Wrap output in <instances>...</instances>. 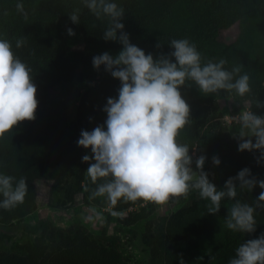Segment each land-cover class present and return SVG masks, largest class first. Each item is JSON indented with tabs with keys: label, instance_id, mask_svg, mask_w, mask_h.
<instances>
[{
	"label": "trees",
	"instance_id": "obj_1",
	"mask_svg": "<svg viewBox=\"0 0 264 264\" xmlns=\"http://www.w3.org/2000/svg\"><path fill=\"white\" fill-rule=\"evenodd\" d=\"M17 2L0 0V39L9 40L15 54L31 67L38 107L34 120L20 122L0 140V174L14 177V183L26 178L28 184L23 204L10 211L0 209V230L20 229L35 238L24 244L19 254L0 247V264H128L114 246L108 250L102 247V242H114L106 236L105 229L94 238L78 221L67 228L47 219L23 224L38 208L41 182L50 183L51 194L57 189L62 191V204L71 205L79 196L83 205L98 213L106 208L124 213L117 217L105 215V225L115 221L129 227L144 221L141 241L148 251V264H180L181 258L184 264H229L240 244L264 233V210L257 209L255 232H232L226 228L225 218L234 201L226 198L212 215L207 213L209 201L201 199L197 191L190 193L186 204L170 216L153 220L148 217L156 211L157 204L136 201L111 206L106 196L91 198L95 185L86 172L89 163L82 162L84 150L89 156L91 150L78 146L77 141L82 130L92 131L104 124L107 114L103 107L108 98H118L120 87V81L103 65L94 69L92 59L104 52L115 56L123 46L103 39L109 18H97L82 0H22L26 18L17 13ZM111 2L124 9L123 31L145 54L151 53L154 58L168 54L174 51L169 44L172 39L186 38L195 43L203 62L223 58L228 61L227 69L240 66L241 74L249 75L252 95L244 98L225 91L204 95L191 81L181 87L182 97L190 105L191 124L181 130L177 140L189 145L194 171L195 158L206 156L203 171L218 189L244 168L250 169L257 180H264V159H260L259 151L237 150V121L228 123L225 118L217 123L213 134L202 133L214 117L219 99L236 97L237 110L251 108L264 115V108H256L254 103L257 98L264 101V0ZM75 8L81 9L79 24L69 18ZM233 25L237 28L235 38L219 48L212 47L220 34ZM68 28L79 38L80 50L74 51L61 41L68 36ZM20 38L25 39V44L17 49L15 42ZM71 104L75 106L74 120L70 119ZM221 118L222 114H217L216 119ZM213 156L219 157L218 166L212 164ZM261 191L264 190L258 186L251 192L238 190L236 199L254 204ZM130 209L135 210L128 212ZM3 237L0 231V240Z\"/></svg>",
	"mask_w": 264,
	"mask_h": 264
},
{
	"label": "clouds",
	"instance_id": "obj_2",
	"mask_svg": "<svg viewBox=\"0 0 264 264\" xmlns=\"http://www.w3.org/2000/svg\"><path fill=\"white\" fill-rule=\"evenodd\" d=\"M82 4L97 18H109L103 39L118 41L123 46L115 56L104 52L92 59L93 68L99 70L103 65L106 72L120 81V87L118 98H108L103 107L107 114L104 124L92 131L82 130L77 141L78 146L91 150V156L82 157V162L89 163L86 172L95 185L91 198L106 196L111 206L136 201L165 205L188 199L190 193L197 191L201 199L209 201L207 213L212 215L219 211L226 198L234 201L225 218L228 230L255 232L257 209L264 210V191L254 204L236 197L238 190L251 192L256 186L264 190V180H257L250 169L244 168L218 189L203 171L206 156L195 158L194 171L189 145L177 140L181 130L191 124L190 105L182 97L181 87L191 81L204 95L225 91L244 98L252 95L249 75L241 74L240 66L227 69L228 61L223 58L218 62H203L195 43L186 38L172 39L169 44L174 51L154 58L130 42L121 22L124 9L117 3L82 0ZM15 8L27 17L22 0ZM80 13L81 9L75 8L69 14L72 23H80ZM67 34L74 36L75 32L68 28ZM24 44L25 39L20 38L15 47L18 49ZM31 73V67L15 54L11 42L0 39V140L20 122L35 119L37 88ZM254 103L256 108H264V101L257 98ZM234 119L240 126L234 136L238 140L237 150L259 151L260 159H264V115L249 108ZM220 162L218 156L212 157L213 165L218 166ZM14 180L12 176L0 174V196L3 197L0 209L10 211L24 203L28 193L26 178L15 183ZM96 219L102 222L103 216L96 213ZM180 264H184L182 258ZM229 264H264V233L240 244Z\"/></svg>",
	"mask_w": 264,
	"mask_h": 264
},
{
	"label": "rangeland",
	"instance_id": "obj_3",
	"mask_svg": "<svg viewBox=\"0 0 264 264\" xmlns=\"http://www.w3.org/2000/svg\"><path fill=\"white\" fill-rule=\"evenodd\" d=\"M236 25L231 26L227 30L223 31L220 36L216 39L215 44L212 47H221L231 42L236 36ZM61 41L66 46H69L74 51L80 50L81 45L79 44V38L75 34L74 36H64ZM236 97L229 98L226 100L219 99L216 102V112L214 117L205 124L202 129L203 134H213L217 129V123L220 121L229 120L230 116H237L243 110H237L236 108ZM70 119H75V106L71 104ZM246 111V110H244ZM217 114H222L221 119H216ZM224 122V121H223ZM84 155H89L87 150H84ZM50 183L41 182L38 185V208L37 210L24 219L23 224L33 225L38 220H50L55 226L61 228H67L72 225L75 221L81 222L86 232L92 237L97 238L102 234V229L106 230V236L113 238L114 242L110 245L109 242H102V247L106 250L113 246L121 254L128 264H148V251L143 245L141 238L144 231L145 222H139L135 225L124 227L119 223L112 221L108 225H105L104 220L101 222L96 219V211H93L89 207L83 205L79 196H76L71 205L62 204L63 193L57 189L53 194L50 193ZM148 204V202H146ZM186 204V199H180L177 202H170L165 205H158L156 211L148 217L149 220H153L160 216H170L172 213L180 209ZM137 209V208H135ZM135 209H130L131 212ZM105 215L113 212L106 208L101 210L99 213ZM124 213L113 215L114 217L123 215ZM91 217V219H89ZM5 234L0 240V247L12 253H22L24 244L34 241V236L25 233L20 229H5L0 230Z\"/></svg>",
	"mask_w": 264,
	"mask_h": 264
},
{
	"label": "built area",
	"instance_id": "obj_4",
	"mask_svg": "<svg viewBox=\"0 0 264 264\" xmlns=\"http://www.w3.org/2000/svg\"><path fill=\"white\" fill-rule=\"evenodd\" d=\"M234 117H236V116H230V118H229V120H227V122L229 123L230 121H236V120L234 119Z\"/></svg>",
	"mask_w": 264,
	"mask_h": 264
}]
</instances>
